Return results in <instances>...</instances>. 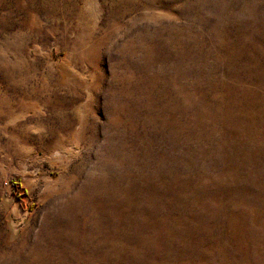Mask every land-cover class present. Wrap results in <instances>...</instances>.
I'll list each match as a JSON object with an SVG mask.
<instances>
[{
	"label": "rangeland",
	"instance_id": "rangeland-1",
	"mask_svg": "<svg viewBox=\"0 0 264 264\" xmlns=\"http://www.w3.org/2000/svg\"><path fill=\"white\" fill-rule=\"evenodd\" d=\"M0 264H264V0H0Z\"/></svg>",
	"mask_w": 264,
	"mask_h": 264
}]
</instances>
